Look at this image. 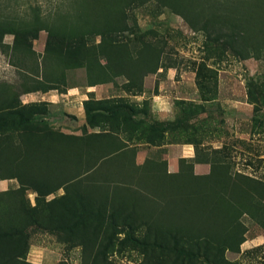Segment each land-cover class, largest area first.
Returning <instances> with one entry per match:
<instances>
[{
    "label": "rangeland",
    "instance_id": "1",
    "mask_svg": "<svg viewBox=\"0 0 264 264\" xmlns=\"http://www.w3.org/2000/svg\"><path fill=\"white\" fill-rule=\"evenodd\" d=\"M60 1L0 0V18L30 19L34 15L33 6L42 5L44 11L49 13L55 10ZM246 1L256 14L264 17V0ZM195 2L193 5L199 10L197 3L200 1ZM128 10L133 31L164 50L163 67L145 78L142 92L137 89L125 90L123 84L126 81L123 77L89 86L83 68L68 69L67 81L59 80L61 92L51 91L64 93L76 88L89 92V97L104 98L110 104L123 99L132 104L138 114H132L126 125L117 120L112 124V120L93 127L87 123L84 104L83 107L57 106L51 111L49 105L44 103L42 110L35 116L41 120L40 127L35 123L25 125V136L33 137L35 128L53 129L59 135H47L46 145L59 149L61 141L73 143L77 136L102 133L101 137H91L96 149L107 150L112 143L118 142L135 146L136 162L144 164L149 160L150 169L151 159L167 162L168 170L172 173L183 171L188 162L194 165L205 163V172L198 173L196 169L195 172L207 174L211 162H227L233 171L245 172L264 180V51L258 56L244 58L227 44L213 39L214 36L211 38L205 29L191 25L183 15L159 0L135 2L128 6ZM14 32L13 28L7 30L4 37L7 45H12ZM47 37L46 30L35 32L33 46L38 53H44ZM6 46L0 44V108L10 96L19 97L17 100L24 103V92L39 86L37 79L42 76V70H36L32 61L24 68L15 65ZM57 70L56 64L50 65L46 74L53 75ZM45 87L46 84L43 89ZM39 92L41 95L43 91ZM143 110L147 113H143ZM154 122H163V126L166 123L181 124L182 127L167 130L151 143L150 128ZM14 131L11 125L0 128V229L5 230L8 226L20 228L23 217L28 216L21 212L22 203L35 207L42 224H73L75 219L68 211L80 209L81 202L77 198L65 200L64 204L68 208L65 215L60 208L64 204L49 203L53 198L63 196V189L50 195L42 191L35 192L32 188L27 190L25 196L15 193L2 195L4 191L16 189L20 185L17 178L3 179L13 174L14 158L19 153L7 140V134ZM40 141L43 139L39 138L37 144ZM59 150L69 153L74 161L87 158L63 144ZM25 159L32 161L27 155ZM129 159V156H125L121 158V163ZM113 170L111 168L108 175L110 178L112 174L115 181L134 185L133 177H121L120 172ZM143 180L151 190V170L144 175ZM180 180L183 184L187 182L185 178ZM84 186L83 183L81 189L85 193L87 189ZM96 192L107 193L104 188ZM126 195L124 189H119L121 200L125 201ZM82 201L92 206V200L86 195ZM102 209L107 214L104 204ZM2 210L6 212L2 213ZM137 212H131L122 205L115 212L113 222L93 220L87 230L81 224H76L73 235L68 230L60 231V227L48 230L33 226L28 229L29 232H25L28 234L27 239L15 234L11 237L0 236V264H211L204 259L189 260L177 255L174 245H190L191 241L178 242L169 235H157L151 221L147 219L151 216L150 199L141 201ZM51 217L53 219L49 222ZM243 220L248 229L245 242L237 251H227L222 257L213 256V261L219 264H264V226L247 216ZM94 226L98 228L95 233ZM106 235L113 236L110 246ZM24 239L27 245L22 247ZM156 241L168 247L162 248L156 245ZM15 243H18V247L14 246ZM24 250L23 258H15L16 254Z\"/></svg>",
    "mask_w": 264,
    "mask_h": 264
},
{
    "label": "trees",
    "instance_id": "2",
    "mask_svg": "<svg viewBox=\"0 0 264 264\" xmlns=\"http://www.w3.org/2000/svg\"><path fill=\"white\" fill-rule=\"evenodd\" d=\"M145 1L148 0H61L55 10L49 13L44 11L42 5L33 6L31 9L34 15L30 19L0 18L2 46L7 45L4 42L7 30L15 29L12 45L6 46L11 61L23 68L32 61L36 70H42L41 78L37 79L40 85L24 93L51 90L61 92L59 80L66 82L67 70L78 68L86 70L89 86L123 77L126 81L123 84L125 90L137 89L142 92L145 78L164 65V50L133 31L128 6ZM159 1L183 15L194 27L205 29L211 38L214 36L213 39L227 44L244 58L258 56L264 51V17L256 14L246 0H197L200 1L197 3L199 10L193 5L196 0ZM50 17L52 20H49ZM37 30H46L48 34L43 54L38 53L33 46ZM54 64L58 72L46 74V69ZM18 98L8 97L5 105L0 108V128L11 125L15 129L7 134V140L19 150L14 158L13 174L3 179L17 178L20 185L16 189L4 191L2 195L15 193L23 196L30 188L50 195L63 189L65 194L53 198L50 204H64L65 200L72 197L81 203L79 210L68 211L65 204L60 206L63 214L68 211L75 221H72L73 224L57 226L40 223L41 217L38 218L35 207L22 203L21 212L27 214V218L23 217L19 229L12 226L0 229V236L11 237L15 234L27 239L28 234L25 232H29L28 229L33 226L48 230L60 227V231L68 230L73 235L76 224H81L87 230L93 220L113 222L115 212L122 205L136 213L140 202L150 199L151 216L147 219L151 221L157 235H169L178 242H192L190 245L176 243L173 249L177 255L189 260L204 259L208 263L219 264L212 260L213 256L222 257L227 251H237L245 242L248 229L244 217L264 226V180L259 177L233 171L227 162H211L207 174H197L193 162H188L183 171L172 173L168 170L167 162L151 159L150 169L149 160L144 164L136 162L135 146L118 142L112 143L107 150L96 149L91 137H101L102 133L77 136L73 143L61 141L59 149L63 144L87 157L84 161H74L66 151L46 145L47 135H59L55 130L35 128L33 137L25 136V125L35 123L40 127L41 120L35 116L46 102L23 103ZM83 104L87 123L93 127L112 120V124L117 120L126 125L132 114H138L137 109L123 99L110 104L104 98L89 97ZM142 112L147 113L144 110ZM180 127L181 124L166 123L163 126V122H154L151 124L152 136L149 142L154 143L167 130ZM39 138L43 139V143L40 141L37 144ZM26 155L32 161H26ZM125 156L130 159L121 163V158ZM111 168L113 172H120L121 177H133L134 185L115 181L112 174L110 178L108 175ZM150 170L151 190L143 180ZM182 178H185L186 184L181 182ZM83 183L87 189L85 193L81 189ZM101 188L106 189L107 193L98 194L96 190ZM119 189L127 192L125 201L119 198ZM84 195L92 200V206L84 204ZM103 204L107 214L103 212ZM5 212L2 210V213ZM97 229L94 226V233ZM105 238L109 240L108 246L113 244V236L106 235ZM155 243L162 248L168 247L158 241ZM25 245L27 241L24 239L22 247ZM14 246L18 247V243ZM22 252L25 253V250L16 254L15 258H23Z\"/></svg>",
    "mask_w": 264,
    "mask_h": 264
},
{
    "label": "crops",
    "instance_id": "3",
    "mask_svg": "<svg viewBox=\"0 0 264 264\" xmlns=\"http://www.w3.org/2000/svg\"><path fill=\"white\" fill-rule=\"evenodd\" d=\"M34 94L36 96H34ZM40 92H34V93H25L23 96L25 98L24 103L29 102H46L49 105V108L51 111L53 108L59 107H72V106H78L81 105L83 107V102L89 98V92L80 91L76 88H70L67 92L59 93V92H41V95H39ZM33 97V98H32ZM35 97V98H34ZM64 105V106H63ZM81 115V114H79ZM195 169L198 173H203L206 171V165L205 163H197L195 165Z\"/></svg>",
    "mask_w": 264,
    "mask_h": 264
}]
</instances>
